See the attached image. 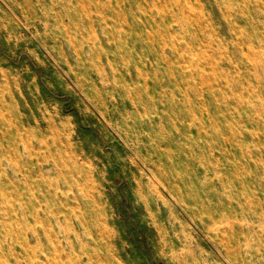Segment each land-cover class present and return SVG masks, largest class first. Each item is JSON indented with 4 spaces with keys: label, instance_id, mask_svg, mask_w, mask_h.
Returning a JSON list of instances; mask_svg holds the SVG:
<instances>
[{
    "label": "rangeland",
    "instance_id": "374dc122",
    "mask_svg": "<svg viewBox=\"0 0 264 264\" xmlns=\"http://www.w3.org/2000/svg\"><path fill=\"white\" fill-rule=\"evenodd\" d=\"M0 264H264V0H0Z\"/></svg>",
    "mask_w": 264,
    "mask_h": 264
},
{
    "label": "bare ground",
    "instance_id": "6f19581e",
    "mask_svg": "<svg viewBox=\"0 0 264 264\" xmlns=\"http://www.w3.org/2000/svg\"><path fill=\"white\" fill-rule=\"evenodd\" d=\"M63 220V219H62ZM57 229H58V227H57Z\"/></svg>",
    "mask_w": 264,
    "mask_h": 264
}]
</instances>
